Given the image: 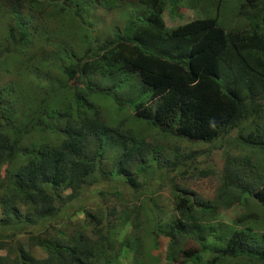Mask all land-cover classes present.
Returning <instances> with one entry per match:
<instances>
[{
	"label": "trees",
	"instance_id": "trees-1",
	"mask_svg": "<svg viewBox=\"0 0 264 264\" xmlns=\"http://www.w3.org/2000/svg\"><path fill=\"white\" fill-rule=\"evenodd\" d=\"M137 1L146 8L145 14L133 13L122 29L114 31L112 39L85 50L76 58V63L68 62L61 67L67 77L65 84L72 87L71 97L76 108L75 118H61L59 140L41 143L33 153H25L22 163L6 175V166L17 154L20 132L34 126L49 127V119L55 116L46 115L42 100L25 126L17 127L18 134L12 126L10 141L7 142L0 131V237L9 240L10 236L25 235V243L44 253L36 257L13 241V247L0 254V264H90L93 245L97 251L94 257L100 259L101 264H107V242L102 229L106 225L105 216L97 217L89 212L91 205H98L96 196L103 194L107 187H111L113 190L107 191L121 201H139L145 199V193L150 194L147 190L140 191L141 185L138 187L130 170L134 160H145L148 144L140 138L133 141L130 136L122 137L117 127L106 125L89 104L87 96L96 91L94 74L110 76L116 87L121 84L123 87L126 81L132 80L137 91L129 100L117 101V105L130 107L134 117L159 132L189 142H211L232 129L255 122L264 114V0H243L240 6L249 10L246 12L248 24L229 30L219 24L221 17H218V9L226 0L212 2L213 15H202L204 0ZM19 3L20 0H11L9 10L15 29L18 27L15 45L27 39L20 24V9L16 8ZM167 3L173 15L178 6L184 4L198 11L200 16L165 27L162 16ZM13 30V27L8 29V38L12 37ZM85 102L91 110L89 114L80 110ZM45 115L48 120L41 124L40 118ZM3 121L5 125L11 122L8 118ZM256 127L254 125V129ZM255 130V133L249 132L248 142L262 149L255 140L259 139V130ZM261 132L264 133V128ZM108 157L111 167L105 169ZM151 160L155 163V157L151 156ZM181 164L187 168L182 160L166 162L158 182ZM137 170H141V166ZM185 172L182 170L180 174ZM253 182L250 187L245 185L249 183L239 172H235L233 178L223 170L215 205L228 208L243 203V196H248L264 208V178L262 182ZM173 190L172 209L178 214L175 223L180 227L174 223L162 231L160 217L146 204L144 209L148 208L153 220L152 233L167 237V250L179 244L184 234L188 235L199 247L184 243L178 248L177 256L169 258V264H200V254L208 241L192 235L185 226L195 223L201 213L207 212L208 202L186 188L174 186ZM50 198L53 207L47 208L43 204ZM137 203L140 206L142 202ZM78 213L84 216V224L94 219L95 224L101 225L92 231L95 239L84 231L83 223L74 224L72 231L66 233V218ZM56 219L64 223L51 224ZM208 238L215 240L211 234ZM224 243L220 250L222 255L246 253L262 259L261 252L254 250L240 231L231 232Z\"/></svg>",
	"mask_w": 264,
	"mask_h": 264
},
{
	"label": "rangeland",
	"instance_id": "rangeland-1",
	"mask_svg": "<svg viewBox=\"0 0 264 264\" xmlns=\"http://www.w3.org/2000/svg\"><path fill=\"white\" fill-rule=\"evenodd\" d=\"M64 1L66 3L63 0H20L16 8L20 9V24L23 25L27 39L15 45L18 27L16 26V30L9 17L11 0H0V131L7 142L10 141L12 126L16 129L25 126L29 118L37 112L42 100L45 101L43 108L46 115L51 113L55 116L54 119H49V127L34 126L24 133L20 132L17 154L14 161L6 166V175L22 163L25 153H33L39 144L54 143L62 137L59 132L63 122L61 118H75L76 105L71 97L72 87L65 84L67 77L61 67L68 62L76 63V58L82 52L99 46L105 39H112L114 31L122 29L133 13L145 14L147 11L137 0ZM213 1L201 2V5L204 4L202 15L215 13V6L212 8ZM242 2L243 0H226L218 9V17H221L219 24L224 29H238L248 24L246 12L249 10L240 6ZM189 7L181 4L173 15L169 10L170 3H167L162 16L165 27L170 28L200 16L198 11ZM10 27L14 30L12 37L8 38ZM93 82V89L96 91L87 96V101L97 110L103 122L108 126H116L124 138L130 136L133 141L140 138L148 144L145 160H134L130 170L136 177L138 187L141 185L140 191L147 190L150 194L145 193V199L139 201H121L109 193L113 189L107 187L103 194L96 196L95 202L98 205H91L89 209L97 217L102 214L105 216L106 225L102 229L107 242V264H169V258L176 257L178 248L184 243L185 246L192 244L199 247V243L184 234L179 244L171 245L167 250V237L152 233L153 220L148 208L144 209V206L147 204L156 211L160 217L159 228L166 231L178 217L177 212L172 209L174 186L191 190L200 200L208 202L209 209H205L207 212L201 213L195 223L185 226V230L192 235L208 241L206 249L200 254V264H264V208L248 196H243V203L228 208L214 203L223 170L233 178L235 172H239L243 180L249 183L245 185L250 187V182L263 181L264 133L260 131L264 128V114L255 122L232 129L211 142H189L159 132L134 117L130 107L125 104L117 105V101H127L137 91L132 80L126 81L123 87L122 84L116 87L110 76L94 74ZM80 110L88 114L91 111L86 102ZM46 115L41 116V124H46ZM3 118H8L10 124L5 125ZM254 125L259 130V139L255 140L263 150L248 142L249 132H256ZM151 156L155 157V163ZM106 160L104 168L109 169L110 157ZM173 160H182L187 168L183 164L178 165L158 182L161 179L160 173L166 169L165 163ZM193 165L196 168H192ZM139 166L141 170L136 171ZM182 170L186 172L180 174ZM136 201L142 202L140 206ZM43 205L47 208L53 207L52 198ZM70 217L66 218V233L72 231L74 224L83 223L84 231L92 239L96 238L92 231L95 226L100 228L101 225L95 224L94 219H91V223L84 224L86 221L81 213ZM241 217L242 220L238 219ZM63 223L59 219L51 221V224L56 225ZM174 225L180 227L177 222ZM233 231L242 232L253 249L261 252L262 259H255L246 253H236L234 256L220 254L225 240ZM208 234L215 240L209 241ZM10 237L9 240L0 237V254L13 247L15 241L34 256H43L40 248L30 247L25 243V235ZM96 253L93 245L90 264H101L100 259L94 257ZM165 254L169 257L166 258Z\"/></svg>",
	"mask_w": 264,
	"mask_h": 264
}]
</instances>
